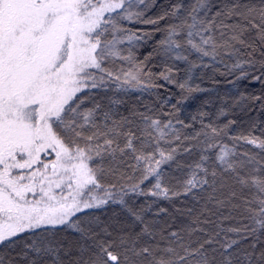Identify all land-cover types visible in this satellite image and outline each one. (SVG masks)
I'll use <instances>...</instances> for the list:
<instances>
[{
    "label": "snow or ice",
    "instance_id": "snow-or-ice-1",
    "mask_svg": "<svg viewBox=\"0 0 264 264\" xmlns=\"http://www.w3.org/2000/svg\"><path fill=\"white\" fill-rule=\"evenodd\" d=\"M148 7L146 0H0V217L7 218L0 221V264H233L230 250L239 240L221 242V232L241 239L264 233V156L238 154L218 139L227 125L205 124L207 131L182 135L171 121L150 115L151 109L117 119L113 106L121 101L109 98L104 105L97 99V93L159 87L146 70L156 56L187 61L194 52L215 60L221 49L237 55L241 45L252 49L244 63L255 67L256 46L244 36L253 35L264 56V0L216 6L194 0L187 7L174 4L155 19L144 18ZM165 19L170 23L156 28L164 38L144 60L137 61L130 48L127 55L118 49L141 39L119 21L158 25ZM116 60L127 67L113 66ZM260 68L264 74V61ZM170 73L166 69L159 77L176 83ZM178 87L200 90L186 82ZM230 138L264 153V138L251 133ZM194 150L198 159L191 163L177 159ZM172 164L187 169L176 189L166 183L164 166ZM129 169L140 173L132 193L166 200L192 195L198 203L196 194L202 193L201 214L182 230L157 233L142 215L148 209L136 211L111 191L123 189L120 181L131 178ZM145 181H154L148 191L141 188ZM110 204L120 205L139 230L113 231L100 215ZM208 205L238 211L250 223L227 229L218 224L219 231L209 232L201 226L211 223L201 218L211 211ZM164 212L160 208L156 215ZM244 260L264 264V249L246 252Z\"/></svg>",
    "mask_w": 264,
    "mask_h": 264
},
{
    "label": "trees",
    "instance_id": "trees-1",
    "mask_svg": "<svg viewBox=\"0 0 264 264\" xmlns=\"http://www.w3.org/2000/svg\"><path fill=\"white\" fill-rule=\"evenodd\" d=\"M146 2L149 7L145 10L144 18L155 19L165 11H170L174 4L179 3L187 7L194 3V0H146ZM232 2L233 0H209V4L213 6ZM240 2L259 5L261 0H240ZM140 10H143V6H140ZM212 10L214 12L215 7ZM119 23L125 29L136 33L141 39L133 41L131 45L127 43L118 45V49L122 51V54L127 55V49L130 48L136 60L142 61L145 55L152 52L157 43L164 38V31H156V28L163 30L170 23V20H161L158 25L129 21H119ZM145 33L150 35L145 36ZM121 35L125 34L118 33L117 37L119 38ZM244 39L256 46L257 51L253 53L257 61L255 67H250L244 63L249 59L248 54L252 53V49L241 45H236V48L239 49L237 55H224V50L221 49L215 60L210 57H200L194 52L188 55L187 61L156 56L148 63L146 70H150L154 74L155 82L159 87L140 91L130 89L127 92L97 93V99H102L104 105L109 104V98L120 100V104L113 106V111L117 113V119H119V114L130 115L133 111L146 112L151 109L150 115L162 122L171 121L174 128L179 130L182 135L193 136L198 132L207 131L203 129L205 124L217 128H225L227 125L226 134H222L218 139L229 147L235 146V151L238 154L247 151L260 158V156H264V153H261L258 148L230 138L249 135L250 133L256 137L264 138V74L260 68V61H264V56L260 55L262 46L259 41L254 40L253 35L245 34ZM238 62L242 64L241 68L234 67ZM119 65L127 67L120 60H116L113 66ZM166 69H171V78L176 83H168L159 77V74L165 72ZM254 76H259L260 79L254 80ZM185 82L189 87L200 90L194 92L181 90L178 84ZM256 97L261 99L257 100ZM178 101L180 102L178 103ZM177 121L183 123H177ZM229 121L233 123L229 124ZM184 125H188V127ZM200 138L203 139V136ZM190 143L195 144L196 141H190ZM177 159L185 164L191 163L198 159V153L194 150L191 155H181ZM35 167L34 165V169ZM164 168L169 173L167 185L173 189L179 188L187 169L175 170V164L165 165ZM128 173L131 178L120 181L123 189L118 187L111 189V191L118 197L123 196L127 206L136 211L148 209L142 211V215L145 220L151 222L157 233H163L164 236H167L170 231L182 230L191 222L193 216L201 214L206 199L202 193L196 194L199 203L193 200L192 195H181L171 200L136 195L130 191V187L138 182L140 173L137 172L133 175L131 169L128 170ZM152 183L154 181H145L141 188L148 191L151 189ZM125 191H128L129 194L124 195ZM94 194L103 195L102 192ZM28 198L32 199V195H29ZM149 204L151 205L150 209ZM160 208L166 209V212L156 215ZM208 208L211 211L204 212L201 218H207L211 223L201 226L209 232L219 231L218 224L221 228L227 229L250 223L247 219H242L238 211L231 213L228 209L217 211L212 205H208ZM189 209H192L191 213H189ZM88 211L95 212L96 210ZM100 215L103 220L111 224L113 231L117 229L138 231L140 228L139 224L133 228L132 218L117 204L108 205L106 209L100 212ZM225 216L229 218L224 219ZM196 235L203 234L197 233ZM221 238L223 240H239V243L230 250L233 253V264H246L244 260L246 252L258 254L261 249H264V233L259 234L258 239L256 234L250 235L248 239H241L234 233L221 232V237L217 239L223 242ZM253 242L257 245L256 249L250 247ZM20 247L18 245L16 250H19ZM213 247L219 248V244H214ZM8 251L15 255L14 250ZM3 254V251H0V255ZM220 259L221 257L217 254L216 261L218 262ZM18 264H24V262L18 261Z\"/></svg>",
    "mask_w": 264,
    "mask_h": 264
},
{
    "label": "rangeland",
    "instance_id": "rangeland-1",
    "mask_svg": "<svg viewBox=\"0 0 264 264\" xmlns=\"http://www.w3.org/2000/svg\"><path fill=\"white\" fill-rule=\"evenodd\" d=\"M32 170H35L34 169V166H33V169ZM14 171H16V170H14ZM17 171H19V170H17ZM49 174L51 173V168H49ZM44 187L45 188H47L48 187V185L47 184H45L44 185ZM52 190H53V192L57 195V196H59V194H60V189H57L56 187H55V185H53L52 186ZM67 191H69L67 188H65V192H67ZM37 193H39V185H37ZM28 195V197H29V195H32L31 193H28L27 194ZM6 216H4V217H0V221H6Z\"/></svg>",
    "mask_w": 264,
    "mask_h": 264
}]
</instances>
